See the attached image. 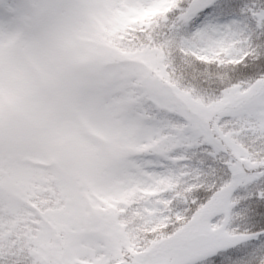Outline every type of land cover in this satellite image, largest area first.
Masks as SVG:
<instances>
[{"label": "snow or ice", "instance_id": "obj_1", "mask_svg": "<svg viewBox=\"0 0 264 264\" xmlns=\"http://www.w3.org/2000/svg\"><path fill=\"white\" fill-rule=\"evenodd\" d=\"M0 264H264V0H0Z\"/></svg>", "mask_w": 264, "mask_h": 264}]
</instances>
